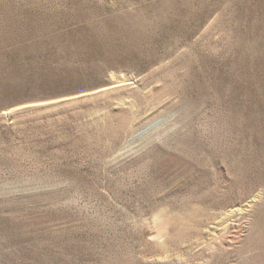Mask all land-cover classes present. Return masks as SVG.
I'll use <instances>...</instances> for the list:
<instances>
[{"label":"rangeland","instance_id":"rangeland-1","mask_svg":"<svg viewBox=\"0 0 264 264\" xmlns=\"http://www.w3.org/2000/svg\"><path fill=\"white\" fill-rule=\"evenodd\" d=\"M0 264H264V0H0Z\"/></svg>","mask_w":264,"mask_h":264}]
</instances>
